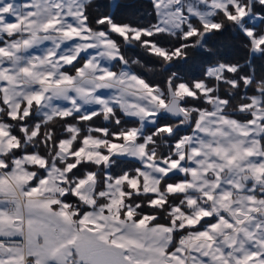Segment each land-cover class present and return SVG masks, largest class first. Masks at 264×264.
<instances>
[{
  "label": "snow or ice",
  "instance_id": "6c2138e0",
  "mask_svg": "<svg viewBox=\"0 0 264 264\" xmlns=\"http://www.w3.org/2000/svg\"><path fill=\"white\" fill-rule=\"evenodd\" d=\"M0 264H264V0H0Z\"/></svg>",
  "mask_w": 264,
  "mask_h": 264
},
{
  "label": "trees",
  "instance_id": "16d2710c",
  "mask_svg": "<svg viewBox=\"0 0 264 264\" xmlns=\"http://www.w3.org/2000/svg\"><path fill=\"white\" fill-rule=\"evenodd\" d=\"M136 7L138 8L141 4L145 3V0H134ZM136 11V9H129L128 14H131L132 12Z\"/></svg>",
  "mask_w": 264,
  "mask_h": 264
}]
</instances>
